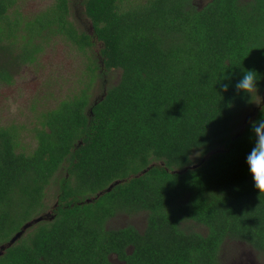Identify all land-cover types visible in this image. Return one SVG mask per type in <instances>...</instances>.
<instances>
[{
	"label": "trees",
	"instance_id": "trees-1",
	"mask_svg": "<svg viewBox=\"0 0 264 264\" xmlns=\"http://www.w3.org/2000/svg\"><path fill=\"white\" fill-rule=\"evenodd\" d=\"M123 1H82L90 35L69 19V0L31 17L0 0L2 82L36 62L52 36L83 52L102 44L83 86L34 114L30 152L17 151L20 125H0V244L45 210L48 187H57L52 218L5 249L0 264H115L113 255L125 264H222L226 241L264 256V194L246 162L264 103L241 132L234 126L264 96V0ZM111 70L118 81L94 103L93 80ZM247 70L258 84L251 96L235 89ZM219 147L198 167L172 172ZM140 211L141 231L107 227Z\"/></svg>",
	"mask_w": 264,
	"mask_h": 264
},
{
	"label": "rangeland",
	"instance_id": "rangeland-1",
	"mask_svg": "<svg viewBox=\"0 0 264 264\" xmlns=\"http://www.w3.org/2000/svg\"><path fill=\"white\" fill-rule=\"evenodd\" d=\"M53 1L17 0L15 8L24 17H31L49 6ZM82 1L69 0V19L78 30L91 35V23L84 14ZM137 1L142 0H125L120 4V7H127ZM205 2L206 0H196L199 6ZM13 11V8L10 9L11 13ZM101 47V42L94 39L92 47L83 52L67 39L58 35L52 36L46 41L43 50L38 54L36 62L14 67L12 70L13 81L11 83L0 81V125H20L17 151L28 153L34 148L35 139L30 131L34 121V114L37 111L54 107L59 100L79 90L87 77L86 66L89 59L95 60L100 64L99 51ZM0 60L5 61L4 56H1ZM119 76L120 70H111L102 78L97 76L89 89L91 99L100 98L106 86L115 84ZM260 99L261 96L259 95L257 101H260ZM253 109L254 106L236 117L235 129L242 126L243 119ZM56 191L57 187L52 183L46 192L44 200L46 204L45 210L40 214L50 211L56 201ZM145 221V211L131 215L119 213L108 220L107 227L117 228L131 224L141 231L145 226ZM187 228L199 231L204 230L201 225L195 223L187 224ZM242 252L251 253L253 260L249 261L248 264H252V262L253 264H264L263 258L255 256L257 252L251 250L248 245L237 241H226L222 245L220 262L222 261V264H231L233 263V257ZM111 260L114 263L123 264L116 261L113 256Z\"/></svg>",
	"mask_w": 264,
	"mask_h": 264
},
{
	"label": "clouds",
	"instance_id": "clouds-1",
	"mask_svg": "<svg viewBox=\"0 0 264 264\" xmlns=\"http://www.w3.org/2000/svg\"><path fill=\"white\" fill-rule=\"evenodd\" d=\"M225 79H230L225 77ZM223 91L229 90V84L222 85ZM258 88L254 70L244 72L242 78L235 83L237 93L243 92L246 96H251ZM252 131L255 143L250 153L246 157L250 173L254 180V186L260 195L264 194V119L252 123Z\"/></svg>",
	"mask_w": 264,
	"mask_h": 264
},
{
	"label": "water",
	"instance_id": "water-1",
	"mask_svg": "<svg viewBox=\"0 0 264 264\" xmlns=\"http://www.w3.org/2000/svg\"><path fill=\"white\" fill-rule=\"evenodd\" d=\"M105 95V91L104 93L100 96L99 99H102ZM97 102V99L94 100V103ZM264 103V96L262 98V100L260 101V103L257 105V107H254L253 111L251 113H249L242 122V126L240 129V132L243 130V127L245 125V123H247L248 121H250L257 113V110L261 108L262 104ZM224 151V148L219 147V148H214L211 151H209L207 154L204 155V157H202L199 161L192 163L190 165H187L185 167H183L182 169H173L172 172L175 173H182L184 171H186L187 169H194L196 167H198L201 163H203L211 154L216 153V152H222ZM161 165H163L162 162H160ZM149 167L143 169L142 171H140L139 173H137L135 176H140L142 175L144 172H146L148 170ZM120 180H115L113 181L111 184H109L108 187H106L103 191L98 192L95 197L100 196L103 192H107L110 191L111 188L116 185L117 183H119ZM86 202H91L92 198H86L85 199ZM52 215H50V213H45V214H39L33 218H31L30 220L26 221L25 223H23L21 225V227L19 228L18 231H16L10 238L8 241L0 244V255H2L5 251V249H7L8 247L12 246L30 227H32L34 224L42 221V220H47V219H51Z\"/></svg>",
	"mask_w": 264,
	"mask_h": 264
},
{
	"label": "flooded vegetation",
	"instance_id": "flooded-vegetation-1",
	"mask_svg": "<svg viewBox=\"0 0 264 264\" xmlns=\"http://www.w3.org/2000/svg\"><path fill=\"white\" fill-rule=\"evenodd\" d=\"M16 1L17 0H14V3L12 4V6L8 9L9 11H10V9H12L13 8V10H16V8H15V4H16ZM207 1V0H206ZM69 12H70V10H69ZM12 74H13V72H12ZM56 204H57V198H56V201L54 202V204H53V206L50 208V211L49 212H46V213H50L51 214V212H52V210H53V207L54 206H56ZM125 214V213H124ZM115 217V216H114ZM114 217H112V218H114ZM111 218V219H112ZM128 225V224H127ZM131 225V224H130ZM126 226V225H125ZM132 226H134V225H132ZM123 227V226H122ZM135 227V226H134ZM117 228H119V227H117ZM136 228V227H135ZM251 250H253L252 248H251ZM256 252V251H255ZM258 253V252H257ZM255 254V256L257 255V256H260L261 258H263L264 259V256H261V255H258V254ZM256 256V257H257ZM112 257V256H111ZM111 257H110V259H111ZM113 257H115V259H116V261H118L117 260V258H116V256H114L113 255ZM234 258H236V260H234ZM222 259V258H221ZM253 259L251 258V253L249 252V253H246V252H242V253H239L237 256H234L233 257V259H232V262L233 263H231V264H248V262L250 261H252ZM118 262H121V263H123V264H125L124 262H122V261H118ZM222 262V261H221ZM115 264H117V263H115ZM252 264H253V262H252Z\"/></svg>",
	"mask_w": 264,
	"mask_h": 264
}]
</instances>
